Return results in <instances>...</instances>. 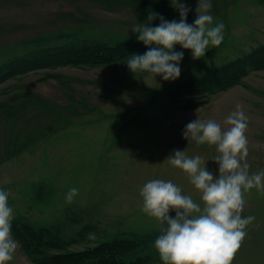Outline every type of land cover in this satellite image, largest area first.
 Masks as SVG:
<instances>
[{
	"label": "rangeland",
	"instance_id": "374dc122",
	"mask_svg": "<svg viewBox=\"0 0 264 264\" xmlns=\"http://www.w3.org/2000/svg\"><path fill=\"white\" fill-rule=\"evenodd\" d=\"M187 3L192 23L197 0ZM5 5L0 7V65L70 41L138 40L132 28L146 20L149 8L166 20H179L170 0H5ZM210 14L213 26L224 25L222 43L210 45L199 60L175 46L184 53L175 81L133 74L126 61L0 75V190L9 192L13 220L74 240L68 250L116 237L156 239L160 225L142 212L140 189L152 179L171 180L200 202L187 174L164 161L174 149L186 150L217 173L211 161L215 146L188 142L182 131L197 115L222 122L238 104L248 117L250 172L264 170V69L250 71L226 90L201 94L205 103L195 108L186 109L193 96L173 97L179 82L264 45V0H211ZM72 188L78 195L67 203ZM245 201L242 215L255 220L231 264H264V191L253 188ZM141 254L151 258L145 264H163L153 241ZM9 264L37 263L18 243Z\"/></svg>",
	"mask_w": 264,
	"mask_h": 264
},
{
	"label": "clouds",
	"instance_id": "9594fccd",
	"mask_svg": "<svg viewBox=\"0 0 264 264\" xmlns=\"http://www.w3.org/2000/svg\"><path fill=\"white\" fill-rule=\"evenodd\" d=\"M170 4L179 20H166L149 8L146 20L132 28L148 50L127 58L125 64L131 73H149L154 78L175 81L181 75L184 58L182 51L174 50L175 46L189 50L192 59L199 60L210 45L222 43L224 25L213 26L211 0H197L192 23L187 22L193 11L187 0H170ZM155 20L159 23L153 26ZM247 127L248 117L239 104L222 122L197 115L184 127L183 139L197 146H215L211 161L218 165V172L210 171L200 155H186V150L174 149L164 162L187 174L200 193V202L184 194L171 180L152 179L140 189L142 212L160 225L154 248L163 264H231L247 235L246 227L255 220L254 216L242 215L245 193L253 188L264 191V170L250 172L246 159ZM76 195L78 189H70L66 202L72 203ZM8 197V191L0 190V264H9L18 248L12 236L14 215Z\"/></svg>",
	"mask_w": 264,
	"mask_h": 264
},
{
	"label": "trees",
	"instance_id": "16d2710c",
	"mask_svg": "<svg viewBox=\"0 0 264 264\" xmlns=\"http://www.w3.org/2000/svg\"><path fill=\"white\" fill-rule=\"evenodd\" d=\"M148 50L138 40L118 41L115 44L88 41L66 42L58 46L42 47L0 65L1 79L15 72H26L63 64H110L124 62L133 54ZM264 69V45L250 53L206 72L201 77L179 82L174 99L193 96L187 100L186 109L205 103L201 94L209 95L240 82L242 76L252 70ZM4 74V75H3ZM202 95V96H203ZM12 236L22 250L34 258L37 264H145L151 258L141 251L153 239L149 235L116 237L79 250H68L73 241H63L49 228L35 227L23 220L12 221Z\"/></svg>",
	"mask_w": 264,
	"mask_h": 264
},
{
	"label": "crops",
	"instance_id": "0c3cea01",
	"mask_svg": "<svg viewBox=\"0 0 264 264\" xmlns=\"http://www.w3.org/2000/svg\"><path fill=\"white\" fill-rule=\"evenodd\" d=\"M2 5H4V7L7 5H5V0H0V7L2 6Z\"/></svg>",
	"mask_w": 264,
	"mask_h": 264
}]
</instances>
